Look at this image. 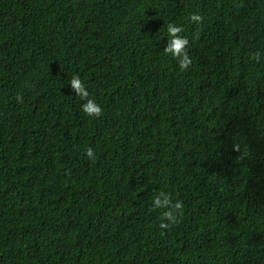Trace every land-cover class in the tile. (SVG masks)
<instances>
[{"label":"trees","instance_id":"16d2710c","mask_svg":"<svg viewBox=\"0 0 264 264\" xmlns=\"http://www.w3.org/2000/svg\"><path fill=\"white\" fill-rule=\"evenodd\" d=\"M0 264H264V0H0Z\"/></svg>","mask_w":264,"mask_h":264},{"label":"clouds","instance_id":"9594fccd","mask_svg":"<svg viewBox=\"0 0 264 264\" xmlns=\"http://www.w3.org/2000/svg\"><path fill=\"white\" fill-rule=\"evenodd\" d=\"M190 21L197 27L201 24L202 17L198 14H192ZM183 28L173 22L166 25L167 42L163 52L176 59L177 67L180 71H187L192 65V59L188 55L189 39L182 35ZM69 86L82 101L81 111L90 118H98L102 115L103 109L94 99L89 98V92L85 84L78 75L72 76ZM86 158L95 159V153L92 148H88L84 153ZM161 197H163L161 199ZM152 207L154 209H164L163 219L159 223V229L167 230L171 224L177 222V213L182 209V203L177 200L173 201L166 192H160L152 198ZM168 221L165 223L164 221Z\"/></svg>","mask_w":264,"mask_h":264}]
</instances>
